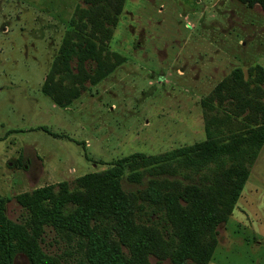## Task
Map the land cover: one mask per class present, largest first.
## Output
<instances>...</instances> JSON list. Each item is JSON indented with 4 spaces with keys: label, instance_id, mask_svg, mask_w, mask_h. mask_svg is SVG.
<instances>
[{
    "label": "rangeland",
    "instance_id": "obj_1",
    "mask_svg": "<svg viewBox=\"0 0 264 264\" xmlns=\"http://www.w3.org/2000/svg\"><path fill=\"white\" fill-rule=\"evenodd\" d=\"M92 2L0 0V201L12 222L26 217L15 201L19 195L63 182L72 187L76 179L131 155L151 158L209 137H229L232 132L223 125L207 128L206 115L210 120L231 107L228 98L220 110L214 107L217 92L225 96L235 75L251 82L255 66L264 71L260 4L125 0L110 39L96 44L94 59L83 62L84 71L100 69L105 77L95 85L86 82L76 99L59 107L42 87L63 39L91 35L87 9ZM79 21L89 28L75 30ZM68 67L77 72L76 57ZM61 77L63 86L72 88L64 72L54 79ZM126 174V191L143 188L150 178L145 174L141 183H131ZM191 175L184 182L198 183L199 176ZM216 231L208 264H264V144L231 215ZM41 248L59 255L67 246L45 228ZM13 264L28 260L18 255Z\"/></svg>",
    "mask_w": 264,
    "mask_h": 264
},
{
    "label": "trees",
    "instance_id": "obj_2",
    "mask_svg": "<svg viewBox=\"0 0 264 264\" xmlns=\"http://www.w3.org/2000/svg\"><path fill=\"white\" fill-rule=\"evenodd\" d=\"M92 1L87 9L91 35L63 39L42 87L59 107L76 99L86 82L95 85L106 75L100 69L84 71L83 62L87 56L94 59L96 44L110 39L125 0ZM253 3L264 8V0ZM79 22L75 30L89 28ZM73 57L78 63L75 74L68 67ZM252 69L256 73L250 72L251 82L235 75L226 83L225 96L217 92L219 104L214 107L220 110L226 98L231 107L210 120L206 115L207 128L223 125L232 132L229 137H209L151 158L131 155L76 179L72 187L63 182L19 195L15 201L26 211L19 223L5 217L0 201V264H13L18 255L28 264H66V258H76L74 264H153L151 258L157 264H208L217 246L216 229L231 215L264 144V71ZM62 72L72 88L63 86V77L54 79ZM182 171L186 173L180 179ZM125 174L131 183H141L145 174L150 178L143 188L126 191ZM191 174L199 176L198 183L184 182ZM45 228L67 246L63 253L42 250Z\"/></svg>",
    "mask_w": 264,
    "mask_h": 264
}]
</instances>
